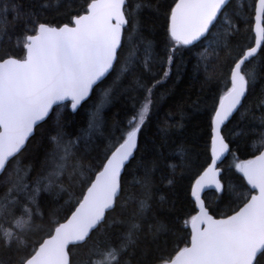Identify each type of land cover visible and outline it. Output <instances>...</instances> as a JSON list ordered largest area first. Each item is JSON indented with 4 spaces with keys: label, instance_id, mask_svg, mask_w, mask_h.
Masks as SVG:
<instances>
[{
    "label": "snow or ice",
    "instance_id": "6c2138e0",
    "mask_svg": "<svg viewBox=\"0 0 264 264\" xmlns=\"http://www.w3.org/2000/svg\"><path fill=\"white\" fill-rule=\"evenodd\" d=\"M188 53L203 159L147 134ZM0 264H264V0H0Z\"/></svg>",
    "mask_w": 264,
    "mask_h": 264
},
{
    "label": "trees",
    "instance_id": "16d2710c",
    "mask_svg": "<svg viewBox=\"0 0 264 264\" xmlns=\"http://www.w3.org/2000/svg\"><path fill=\"white\" fill-rule=\"evenodd\" d=\"M56 13H53L48 18L51 19L53 16H56ZM157 41L162 39V36L157 35L155 37ZM182 59L184 60L185 66L177 73L175 68L172 69L169 79L164 83L163 86L159 88L157 92L156 100L157 104L153 109V114L148 122L147 134L154 136L157 132L158 124H163L165 114L170 110L175 111L176 105L183 104L185 109L188 111L190 119L186 123V127L183 130V135L180 132H177L173 139L177 142L185 141L188 143L189 147L192 148L195 152L201 153V158L203 159V148L204 142L206 140V131L208 124V115L207 112L202 110L196 112L191 105V101L196 100L197 95L201 93V82L203 77L199 80L195 79L192 73V65L195 63V55L192 53L185 54ZM180 62V58L177 59V63ZM165 70L162 68L159 63L155 67L157 73L162 74V71ZM99 93H97V96ZM206 97L209 95L207 90L203 93ZM96 99L93 98L91 101L83 104L76 113H72V122L68 126L69 132L79 131L81 128L87 126V120L89 114L92 112ZM210 104L211 101H208ZM131 110L130 102H116L113 106L107 107L104 110V118L111 124L113 118L119 113V119L123 120L125 118V113ZM71 113L70 108L67 109ZM234 126V125H233ZM50 127V126H49ZM257 132L259 131L258 125ZM193 134L198 137H204V139L199 140L197 144L192 143ZM40 133H37V139H39ZM256 142L255 138L249 142V147L246 151H241L239 155L241 158H251V154L254 149L251 147V144ZM32 148L29 149V152L25 154L24 159H29L31 156ZM231 160V157L228 158ZM131 179V177H129ZM223 205L221 208L223 209ZM183 215V210L177 213ZM179 224L176 225L179 228ZM177 235L182 236L183 233H177Z\"/></svg>",
    "mask_w": 264,
    "mask_h": 264
},
{
    "label": "water",
    "instance_id": "95a60500",
    "mask_svg": "<svg viewBox=\"0 0 264 264\" xmlns=\"http://www.w3.org/2000/svg\"><path fill=\"white\" fill-rule=\"evenodd\" d=\"M71 110V109H70ZM78 111V110H77Z\"/></svg>",
    "mask_w": 264,
    "mask_h": 264
}]
</instances>
